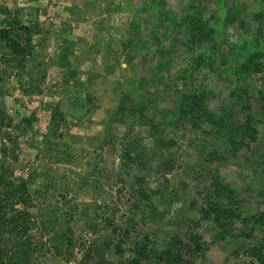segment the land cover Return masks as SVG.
Here are the masks:
<instances>
[{
    "label": "rangeland",
    "instance_id": "1",
    "mask_svg": "<svg viewBox=\"0 0 264 264\" xmlns=\"http://www.w3.org/2000/svg\"><path fill=\"white\" fill-rule=\"evenodd\" d=\"M0 6L13 10L10 21L27 24L37 15L41 24L26 62L38 66L34 85L41 91L25 92L30 77L20 81L15 68L0 72V108L12 118L11 126L0 125V162L15 180L37 172L28 205H15L36 220L35 248L18 263L23 251L9 235L5 246L15 263L6 257L7 264H127L143 243L148 256L140 264H167L157 255L169 246L187 264L257 262L248 248L264 242V224L254 217L264 212V0H0ZM229 12L236 14L232 23ZM256 51L263 69L237 73ZM199 86L211 110L231 107L235 138L248 112L260 120L257 139L233 152L226 134L216 138L197 127V110L180 113L182 92ZM54 108L64 118L51 133ZM32 113L30 126L22 124ZM213 174L234 195L211 197L233 212L221 218L203 210ZM192 235L203 249L193 246Z\"/></svg>",
    "mask_w": 264,
    "mask_h": 264
},
{
    "label": "trees",
    "instance_id": "2",
    "mask_svg": "<svg viewBox=\"0 0 264 264\" xmlns=\"http://www.w3.org/2000/svg\"><path fill=\"white\" fill-rule=\"evenodd\" d=\"M1 13L5 14V23L4 25H0V62L4 63V67H0V72L3 71L5 74H7L9 73V68H15L20 81L23 79L22 77L25 74L30 77V81L27 83L28 87H25V83H22V87L25 92L34 93L36 91H41L38 85H34V81L37 79L35 76H38V73L40 72L38 70V66L35 65L33 67L34 69L26 67L27 57L34 53L32 36L34 33L40 32L41 29V24L38 21L37 15L35 20H32L30 23L26 24L20 21L18 22V20L14 19L13 17L12 21H10L9 19H11V16L13 15V10L9 9L7 6H0V14ZM227 18L229 22L232 23L236 20V14L229 12ZM212 30L213 28H208L205 33L206 37ZM261 55L262 52L260 51L246 54L243 57L244 59L240 65L235 67L236 72L248 73L251 71H261L263 69V64L260 60ZM203 58V54H200L198 57L199 63L197 66L203 61ZM220 59L222 63L226 62L225 55H222ZM210 68H212L214 71L217 67L213 64H210ZM41 78L42 77H39L40 81L42 82ZM241 92L244 94L247 92V90L242 88ZM242 93L238 94L233 92L232 94L242 95ZM4 94L5 91L0 90V96L2 97ZM262 97L264 98V95H262ZM188 103L189 109H187ZM244 105L246 108H250V104L248 102ZM177 107L180 113L185 115H187L188 112H194L197 110L198 117L200 118H198L199 123L197 124V127H201L203 130H205V127H207V131L210 136L213 135L216 138H222L226 134V140L229 142V148H231L233 152H237L242 145L249 144L250 141L257 139L258 128L256 122H259L260 120L255 119L254 116L248 112L245 123L240 125L241 138H235L231 134L233 131L232 122L230 123L231 114H229V110L232 112L231 107L225 103L221 104L218 112L211 110L207 101V92L203 87L199 86V88L193 92H182ZM63 118L64 117L62 113L59 112L57 108H54L49 122V132L52 133L54 132L53 130H57L60 126V120ZM35 119L36 116L34 113H32L31 115L25 116L21 120V123L25 124L26 126H30L32 121ZM3 122L6 123L7 126H11L12 118L5 115L2 108H0V125ZM202 146L204 147L203 143ZM4 152H6V150H4ZM36 174V171H32L30 173V178L20 177L18 180H15L11 177L8 168L0 162V264H7L8 261H6V257L10 258V262L15 263L12 260L10 250L5 246L7 244L9 235H13V244H15L18 248L16 251L19 249H21L20 251H23L20 255H18V263L24 262L27 255L26 252H28L30 248H35L31 245L32 236L30 234V230L32 229L36 220L32 219L30 217V213L24 208L28 205L32 198L30 182L33 180V176ZM213 184L214 188L212 191L206 194L207 206L203 208L204 214H214L216 218H221L222 216H227L228 212L233 213L231 212V209L228 208V204L222 203V201L220 202L219 200L214 201L211 199L212 196H216L218 199H220L222 196H227L230 201H232L234 196L232 189L227 184H224L218 180L217 174L213 176ZM17 204L24 205L25 207L20 209L21 207L15 206ZM235 214L239 216L240 212H235ZM254 217L257 222L264 224V212ZM226 232L227 230H220L218 235L224 236ZM128 233L129 230L124 228L123 234L128 235ZM191 237L194 239L195 243H193V246L196 249L204 248L202 243L203 241H201V237L199 235H192ZM144 239H148L147 235L144 237ZM178 239L179 238L174 239L176 245L178 242H180ZM136 251L137 256L133 258L131 257L127 261V264H140L141 259L148 256L146 252V244L144 243L143 245L139 246ZM248 251L257 259V262L249 261L244 264H264V242L258 245L250 246ZM157 256L158 258L164 260L167 264H187L186 261L183 260L182 252L178 250L174 251L172 246L163 249V251L159 252ZM94 264L103 263L99 261L95 262Z\"/></svg>",
    "mask_w": 264,
    "mask_h": 264
}]
</instances>
